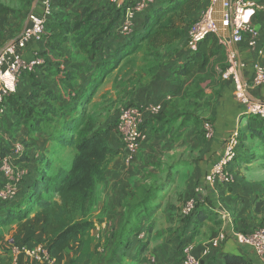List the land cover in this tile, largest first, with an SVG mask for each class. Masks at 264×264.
<instances>
[{"label": "rangeland", "instance_id": "374dc122", "mask_svg": "<svg viewBox=\"0 0 264 264\" xmlns=\"http://www.w3.org/2000/svg\"><path fill=\"white\" fill-rule=\"evenodd\" d=\"M81 1L74 2L75 6L68 4L64 7L54 3L52 14L64 9L68 17L60 22L73 23L72 14L74 11L80 12V6L78 7L77 3ZM130 1L92 0L91 8L109 6V8H121L125 11ZM0 2L13 10L4 21L2 28L4 38L0 40L1 52L28 25L29 13L31 11L43 13V10L38 5L40 0H0ZM213 2L214 0H206L203 3L178 40L157 49L144 47L141 51L124 59L119 67L100 83L90 102L84 104L87 112L93 116L96 126L109 124L115 126L122 109L126 106L155 104L161 97L159 94L172 95L166 103L164 102L159 113L149 116L148 138L144 142L146 150H139L130 163L125 161V155H120L124 167L120 169L123 175L119 176L121 182L125 183L123 186L129 189L126 192L128 197L121 200L123 208L119 207L120 204L115 206L114 200L107 201L101 206L97 204V207L92 208L91 217L96 222L92 230L96 248L95 264H182L185 245L193 246L196 252L198 247L207 243L221 230L245 232L264 225V153L260 148L251 149L252 144L259 139L251 141V133H249V127L255 123L258 116L248 115V119L242 124V131L248 138L244 149L247 153L243 155V149L241 153L239 150L235 165L238 169L233 171L234 183L218 181L215 189H212L206 181V176L220 158L215 154L216 149L211 148V144L216 141L221 149L222 143L218 141L228 134L221 131L222 129L218 134L215 126L217 117L221 124H229L228 119L220 118L219 112L222 105L220 101L223 100L222 83L231 81L224 77V73L230 66L228 53L221 51L212 58L206 68L196 69L188 76L176 74L170 64L173 57L178 56L180 52L188 51L189 28L201 18ZM142 19L143 16L135 19L134 27ZM120 25L121 21L118 24V31H120ZM53 29V25L47 23L45 36L49 35ZM67 36L66 38H71V35ZM52 51L59 54H55L56 63L62 60L63 52L68 53L78 62L84 61L86 65L92 63L88 54L81 50L72 38L65 40L59 48ZM38 55L43 59L40 52ZM45 59L43 60L46 61ZM35 70L41 74V79L49 83L54 80V75L43 72L45 70L41 64L37 69L28 71L27 73H30L28 75L31 76V72L34 73ZM24 74L23 72L21 76ZM22 78L20 85L24 86L23 84L28 82L30 84L29 79L24 76ZM160 80L185 85L186 94L155 89V84L159 86ZM80 83V79L74 81L76 86H80ZM59 90L68 98L70 104L75 102L74 91L63 84H60ZM56 108L59 118L54 117L52 128L55 129L59 126L57 123L63 122L66 116L64 114L66 109ZM160 120H165V124L163 123L161 127L156 123L150 126L153 121ZM206 122H211L215 127V136L212 139L204 135L203 126ZM52 133L55 134L54 131ZM7 140L10 147L1 146L0 154L9 156L15 169L23 172L22 165L19 163L25 160L29 145L24 140L13 139L9 134H7ZM17 144L24 147L21 154L15 152ZM38 150L37 156L56 153V157H51L57 158L54 168L64 162H70L72 156L71 149L64 148L46 138H44L43 147ZM116 156L119 157L116 154L106 162L105 169ZM244 158L247 159V165L251 163L249 166L254 167L241 165ZM126 164H129V169L125 171ZM247 178L259 186L254 188L246 182L243 183V180ZM241 182L243 187L240 188V192L244 190L242 195L234 191V188L242 184ZM224 184L229 187L223 192V196L221 190L224 189ZM103 193V190L99 189L96 191V197ZM240 197L245 200H240ZM190 198H195L197 201V210L194 213L197 221L203 220L199 214L203 211L207 212L206 210L212 211L215 204L221 210V215L218 213L219 215L214 216L215 218H204L205 221L199 229L192 230L186 222L190 216L184 213ZM240 203L245 205L242 209L238 207ZM115 207L120 209L116 210ZM226 211L232 213L230 220L222 217V212L226 213ZM193 224L192 221L191 225ZM149 226H152V229L149 230ZM189 228L191 232L186 233ZM12 234H15V230L7 232L8 236ZM139 243L140 245L146 243V246L145 250L140 251V247L137 249V259L133 260L129 255L125 256L124 251L127 247L133 245L136 248ZM67 252H69L67 255L52 263L71 264L70 251ZM76 252L78 253L77 249ZM131 253L127 251L126 254Z\"/></svg>", "mask_w": 264, "mask_h": 264}, {"label": "trees", "instance_id": "16d2710c", "mask_svg": "<svg viewBox=\"0 0 264 264\" xmlns=\"http://www.w3.org/2000/svg\"><path fill=\"white\" fill-rule=\"evenodd\" d=\"M76 1L56 0L54 3L64 7L68 4L74 5ZM205 1L156 0L146 10L137 14L136 19L139 16H143V19L136 23L128 35L117 29L122 21L124 9L109 6L91 8L92 0L77 3L80 12L74 11L72 14L73 23L60 22L68 17L64 9L50 15L47 23L53 25L54 29L49 35L44 36L49 48L52 50L59 48L69 39L66 38L67 35H71L79 48L88 54L92 63L86 65L68 60L63 70L60 66L54 68L46 61L41 64L45 71L56 77L59 84L74 91L75 102L72 104L59 90V86L55 89L39 81L33 83L34 89L27 94H21L17 87V91L6 99L5 115L8 110L13 111L17 117L26 120L30 135H41L57 142L58 145L71 149L72 156L70 162H64L54 168L57 158L51 157H56L55 152L40 155L35 162L33 176L25 180L23 175L16 184V193L13 196L0 197V264H16L12 254L14 244L33 245L36 242L48 243L50 252L64 251L76 245L78 253L72 258L71 264H95L96 248L92 230L96 222L91 213L97 185L106 179L105 164L118 154L110 143L113 132L117 130V123L115 126L112 124L96 126L93 116L87 112L84 104L90 102L100 83L113 73L124 59L144 47L157 49L181 38L185 27L190 24L193 15ZM11 12L12 8L0 2L2 17L0 40L4 38L2 30L4 21ZM223 47L219 36L212 32L201 41L197 51L180 52L170 60V64L176 74L188 76L196 69L206 68ZM39 66L40 64L36 69ZM27 72L24 73L30 74ZM77 79H80V86L74 84ZM56 107L66 109L64 112L66 116L63 122L57 123L59 126L55 129L52 128L54 117L59 118ZM147 121L143 126L146 132L149 123ZM249 133L250 139H259L252 144L251 149L260 148L264 153V119L260 125H251ZM247 142V135L242 131L238 155L239 150L245 148ZM1 146L10 147L9 144H0V149ZM238 155L235 160L238 159ZM5 183L6 180L0 170V188ZM196 207L197 201L194 211L187 215L190 217L186 222L192 226V230H198L204 223V218L221 215V210L215 204L212 211L206 210L207 212L199 214L203 219L199 222L194 215ZM150 229L152 226H149ZM12 230H15V235L39 232L43 240L29 242L31 239L29 237L20 243L14 242L9 248L7 232ZM138 245L136 248L133 245L127 247L124 251L125 256L137 259V249L140 247V251L145 250L146 243ZM127 251L132 253L126 254ZM223 264L249 262L242 255H226Z\"/></svg>", "mask_w": 264, "mask_h": 264}, {"label": "built area", "instance_id": "2783aa9c", "mask_svg": "<svg viewBox=\"0 0 264 264\" xmlns=\"http://www.w3.org/2000/svg\"><path fill=\"white\" fill-rule=\"evenodd\" d=\"M56 0H40L38 4L43 13L31 11L28 15V25L21 31L20 35L9 42L0 52V117L7 111L6 99L9 95L17 91L19 78L25 71H33L37 65L44 63V60L33 53L31 58H27V50L30 43L39 42L44 39L46 33L47 20L53 12L54 2ZM119 2L121 0H109ZM156 0H131L126 5L121 21L120 32L130 34L133 31L134 22L138 13L143 12ZM214 3V2H213ZM213 5V4H212ZM212 5L188 30L187 49L190 52L197 51L201 41L214 32L219 38L221 44L227 48L230 66L224 73V77L230 79L234 85V94L236 100L243 106V115H255L264 119V101L252 98L250 90L264 85V62H255L253 64V73L250 77H244L241 74L245 63L241 62L233 44L243 42L246 34L249 35L248 43L250 47L258 48L261 33L254 25L253 17L261 10H264V4L256 0H227L224 2L222 17L223 28H229L230 37H222L218 34L217 28L212 17ZM258 53H264L263 48L258 49ZM161 103L126 106L122 109L117 120V131L120 134L123 143L125 161L130 163L137 155L140 145L147 140L148 134L143 129L148 117L155 115L162 110ZM243 119V118H242ZM242 119L237 120L236 127L224 141V150L219 160L213 165L210 173L206 176L207 183L212 189L218 181L231 183L234 181V175L227 169L238 155V147L242 135ZM204 135L208 139L215 136V127L211 122H206L203 126ZM24 147L21 144L15 146V152L21 154ZM0 170L6 180L5 185L0 188V197L9 198L16 193V184L24 175V172L15 169L12 159L9 156H0ZM196 206V199L190 198L185 206L184 213L190 215ZM223 215L227 213L222 212ZM232 235L236 241L251 250L258 256L261 263L264 264V225L258 226L250 231L241 232L232 230L231 232L221 230L206 244L204 253L208 254L212 248H217ZM14 262H17L19 254H26L34 260L44 264L54 262V257L46 243L36 242L33 245L14 244L12 246ZM184 259L182 264H202V258L194 252L191 245L183 247Z\"/></svg>", "mask_w": 264, "mask_h": 264}, {"label": "crops", "instance_id": "0c3cea01", "mask_svg": "<svg viewBox=\"0 0 264 264\" xmlns=\"http://www.w3.org/2000/svg\"><path fill=\"white\" fill-rule=\"evenodd\" d=\"M260 3L264 4V0H256ZM253 23L254 25L260 30L261 33V37H260V42H259V46L257 49L250 47L249 43H248V38L249 35L246 34L244 37L243 42L238 43V44H233V49L235 50L238 59L245 63V66L242 67L241 69V74L244 77H250L253 73V64L255 62H264V53L262 55H260L258 53V49L259 48H263L264 49V10H261L257 15H255L253 17ZM69 40H71V38L69 37ZM46 39H43L42 41L39 42H32L29 45V48L27 50V58H31L32 54L35 53H39L43 56V59L46 60L47 64L53 65L54 68L57 67H64L67 65L68 60L70 61H75L78 62L76 60H73L68 53H64L62 54V60H60L59 63H56V53H53L52 49L49 48V46L45 43ZM221 51H224V53L227 52V48L223 47ZM56 54V55H55ZM84 64H87L84 61H80ZM44 73H48L47 71H43ZM48 75V74H47ZM52 76V74H50ZM26 77L27 79L30 80V84H23L24 86L20 85L21 80L23 79L22 77ZM20 77L19 83H18V91L25 95L28 92H30L31 90L34 89V87L32 86L33 83L35 81H39V82H43L44 84L53 87L55 89H58V86H60V84L58 83L56 77H54V80H52V83L47 82L45 79H41V74H39L37 72V70L34 71V73L31 74V76H29L28 74H25ZM54 81V82H53ZM27 85V86H26ZM29 85V86H28ZM155 89H159V90H167V91H173L174 93H182V94H186V88L185 85H180L178 82L175 83H170L167 80L162 82L161 80L159 81V86H157L155 84ZM223 88V100L220 101L222 103L221 105V109H220V118L224 117L226 119L229 120V124L220 123V120L218 119V117L215 120V126L217 127V133L220 134L221 131H225L228 132V134L225 137H222L221 139H219V143H222V147L220 149L219 146H217L218 144L216 143V141H214L211 144V148L212 149H216V155H218L219 157L222 155L223 150H224V141L225 139L229 136V134L232 132V130L236 127L237 125V120L240 118L242 119L241 121V126L242 124H244V122L248 119V115H243L244 109L243 106L236 100L235 98V94H234V85L231 81H224L222 83ZM161 97L155 102L156 103H161L162 105L164 104V102L166 103L171 97L172 95L168 94V95H161L159 94ZM158 95V96H159ZM250 95L252 96V98L260 100V101H264V85L260 86L259 88H253L252 90H250ZM168 99V100H167ZM165 120H160V121H153L150 126H153L154 123L159 124V126L161 127V125L165 122ZM262 123V119L257 117L255 123L253 124L254 126L260 125ZM163 124V125H164ZM149 127V123L147 124ZM228 127V128H227ZM222 129V130H221ZM221 130V131H220ZM7 134H9V136H11L13 139L15 140H24L26 143H28V149H27V153H26V158L23 162L19 163V165H22V169L24 172V179L27 180L29 178H31L34 174V168H35V162L37 161V158H39V155L37 156V151H39L38 149L43 147V143H44V137L41 135H36V134H32L30 135L28 132V126L26 123L25 119H20L19 117L16 116V114L13 111L8 110L7 114L3 117H0V144H9V141L7 140ZM251 141H255L254 139ZM145 142V141H144ZM144 142L140 145L139 150H146V147L144 146ZM110 143L111 146L117 150L118 152V156L119 157H115L114 159H112L109 163L108 166L105 169V176L106 179L99 183L97 185L96 191H99V189L103 190V194L102 195H98L99 197H96L95 199V203L93 205L94 207H97V204L104 205L105 203H107V201H112L114 200L115 206H120L121 209L123 208V202L121 200H124L125 198L128 197V194L126 193L129 189H127V186H123L125 183L121 182V177L119 175H123L122 172H120L121 167H124V165L122 164V157H120V155L124 156V152H123V143L121 141L120 138V134L118 133L117 130H115L111 136L110 139ZM245 148H243V155H246L247 150H244ZM242 150H240L241 153ZM218 157V158H219ZM247 159L244 158L241 161V165H247ZM119 162V163H118ZM237 160H235L234 162H232L231 164H229L227 166V169L232 171H234V169H238L235 168ZM251 164V163H250ZM250 164H248L247 166H249ZM125 171L127 169H129V164L125 165ZM249 167H254L249 166ZM234 175V174H233ZM246 182L247 184H249L251 187H258L259 185L251 182V180L249 178L244 179L243 183ZM242 183V182H241ZM243 183L238 186V188H234V191H236V193L238 194H243L242 192H240V188L243 187ZM261 184V183H260ZM246 186V185H244ZM228 185L224 184V189L221 190L222 195L224 196L223 192H225V190L228 189ZM248 188V186H247ZM217 191V190H215ZM219 191V190H218ZM233 192V191H232ZM219 193V192H218ZM229 194V193H227ZM229 198V197H228ZM230 199V198H229ZM240 200H245L244 198L240 197ZM119 201H121V203H118ZM102 202V203H101ZM244 204H238V207H241V209L244 207ZM116 210L120 209L118 207H115ZM93 212V211H92ZM236 212H240V211H236ZM226 215H228L229 220L232 217V213L230 211H226ZM92 214V213H91ZM223 218H227V216L222 214ZM190 226V225H189ZM192 227V226H190ZM191 229L189 228L186 233H190ZM249 230V229H248ZM232 230H228V232H231ZM16 234V233H15ZM12 234L11 236L7 235V241H9L10 243L7 245L9 248L11 246V244L15 243H20L22 241H25L26 239H28L29 237H31L29 242H34V241H40L43 240V236L41 233L39 232H30V233H25L22 235H15ZM210 241V240H209ZM208 241V242H209ZM207 242V243H208ZM203 244L201 247H198L196 249V254L198 256H200L202 258V262L203 264H223L224 263V259L226 255H242L244 256L249 264H262L260 259L258 258V256L251 250V248L241 245L239 244L236 239L230 234L228 235V238L222 243L221 246L217 247V248H212V250L208 253L205 254L204 253V249L206 244ZM48 244V243H46ZM76 245H72L69 249L64 250V251H59V250H52L51 254L54 257V263L57 262L62 256L67 255V251H70V258H73L77 252H76ZM72 255V256H71ZM52 263V264H54ZM16 264H44V263H40L37 262L36 260H34L33 258H31L30 256H27L26 254H19L17 256V262Z\"/></svg>", "mask_w": 264, "mask_h": 264}, {"label": "water", "instance_id": "95a60500", "mask_svg": "<svg viewBox=\"0 0 264 264\" xmlns=\"http://www.w3.org/2000/svg\"><path fill=\"white\" fill-rule=\"evenodd\" d=\"M227 0H214L212 5V17L214 19V24L217 28L218 34L222 37H230V30L229 28H223L222 26V17H223V10H224V2Z\"/></svg>", "mask_w": 264, "mask_h": 264}]
</instances>
